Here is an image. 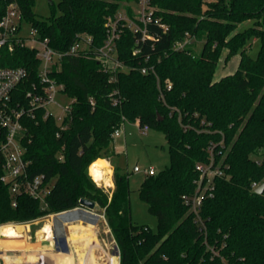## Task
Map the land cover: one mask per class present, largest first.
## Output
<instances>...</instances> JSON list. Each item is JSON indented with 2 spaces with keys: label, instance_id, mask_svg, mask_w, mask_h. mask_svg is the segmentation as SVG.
Returning <instances> with one entry per match:
<instances>
[{
  "label": "trees",
  "instance_id": "16d2710c",
  "mask_svg": "<svg viewBox=\"0 0 264 264\" xmlns=\"http://www.w3.org/2000/svg\"><path fill=\"white\" fill-rule=\"evenodd\" d=\"M10 4L54 51L64 53L78 36L92 45L88 54L63 56L52 72L73 99L61 125L41 112L26 122L28 176L43 175L48 195L43 202L19 195L12 207L0 181V226L70 211L85 198L103 212L119 264H264V190L254 192L264 183V0H150L144 40L120 28L116 57L126 70L115 72L104 70L96 50L109 18L123 12L133 19L134 0H57L45 18L33 12L35 0H0V18ZM252 39L259 41L255 57L246 52ZM221 61H233L232 71L218 74ZM18 66L29 74L21 88L37 82L34 50H0V67ZM123 122L166 141L169 165L138 188L155 232L131 221L127 174L113 165L111 191L88 174L94 161L114 155L112 133ZM197 165L220 174L200 185ZM202 190L195 215L191 202Z\"/></svg>",
  "mask_w": 264,
  "mask_h": 264
},
{
  "label": "built area",
  "instance_id": "2783aa9c",
  "mask_svg": "<svg viewBox=\"0 0 264 264\" xmlns=\"http://www.w3.org/2000/svg\"><path fill=\"white\" fill-rule=\"evenodd\" d=\"M134 5L133 19L121 12L105 23L107 35L102 46L96 50L98 60L105 66L104 70L109 69L112 72L126 70L116 57L115 42L119 37L120 28L127 27L132 31H139L142 34L141 40L145 38L146 24L151 21L153 8L150 6V0H134ZM91 45L90 37L78 36L64 53L54 51L48 46V39H41L37 29L22 21L20 11L15 4L8 5L0 18V50L7 49L12 52L17 47L28 48L35 51V57L39 62L37 82L29 84L25 89L21 86L29 82V74L24 67H0V181L8 187L12 197V207L16 206L17 196L22 194L43 202L52 187L51 183L45 182L43 175L32 178L28 176L27 169L30 162L24 159L25 148L22 144L27 137L26 122L35 120L37 113L41 112L43 120L53 117L61 125L63 117L71 108L73 99L67 98L62 92L63 86L51 77L52 72L54 68L59 69L63 56L88 54ZM183 46L184 42L178 43L176 47L181 49ZM135 53L137 50H134L133 54ZM147 72V68L141 69L142 74ZM113 94H116V91H113ZM57 97H66L69 101L62 106L57 103ZM112 101L116 104L115 99ZM50 107L59 109L60 114L56 115ZM124 124L123 122L113 131V139L121 135ZM60 128L64 127L60 126ZM141 129L145 134L149 127L143 126ZM196 170L200 174V185L201 180H205V186L210 183L213 176L220 174L211 170L210 166L197 165ZM145 174L154 175L155 171L150 167L145 170ZM254 187L257 186L254 184ZM202 195L203 190L197 191L191 202L195 215L201 205ZM78 208L70 210L69 214L76 212ZM88 213L95 215L92 212ZM63 214L64 212L50 216Z\"/></svg>",
  "mask_w": 264,
  "mask_h": 264
},
{
  "label": "crops",
  "instance_id": "0c3cea01",
  "mask_svg": "<svg viewBox=\"0 0 264 264\" xmlns=\"http://www.w3.org/2000/svg\"><path fill=\"white\" fill-rule=\"evenodd\" d=\"M113 152L115 153L114 146ZM110 159H97L93 162L103 163L104 167H108L104 169L110 170L109 179L112 184L110 187H106L103 180H95L90 174V168L95 167L91 166L93 163L88 167V174L97 186L111 191L113 164ZM78 213L82 216H91L84 210ZM46 217H51V220H45L43 217L27 223H7L21 226L23 229L16 238L0 237V264H119L113 238L102 236V233L110 232L105 220L101 222L106 229L100 231L99 220L72 219L71 214L58 218L57 216L52 218L50 215ZM60 218H64V221ZM41 221H45L43 225L30 231L29 226ZM47 226L50 237L44 232Z\"/></svg>",
  "mask_w": 264,
  "mask_h": 264
},
{
  "label": "rangeland",
  "instance_id": "374dc122",
  "mask_svg": "<svg viewBox=\"0 0 264 264\" xmlns=\"http://www.w3.org/2000/svg\"><path fill=\"white\" fill-rule=\"evenodd\" d=\"M50 2L55 5L57 0H35L33 12L39 17H48L51 14ZM132 8L135 9V5H133ZM250 25L251 21H248L241 24L240 28H246ZM201 47L202 43H196L194 46L195 53H199ZM258 50L259 41L257 39H252L246 50L247 54L255 57ZM233 67V61L227 65L223 64L221 61L218 74L232 71ZM56 101L59 105L65 106V103H68L69 100L66 97H57ZM50 110L56 115L60 114L59 109L50 107ZM112 144L115 153L110 157V160L119 172L127 174L129 179L131 221L134 225L146 226L155 232L157 229L156 218L149 213L146 203L140 199L138 188L146 177L145 170L152 167L155 173H158L169 165L165 138L162 133L152 129H149L144 134L137 124L125 122L121 135L115 138ZM106 191H110V189L107 188ZM70 214L72 219L77 220L94 219L101 222L104 218L101 210L94 213L92 212L96 217L94 215L82 216L78 211ZM53 217L55 216H52V218ZM45 220H51V217H45ZM44 222L45 221H41L38 224L29 226L30 231H33V229L39 225H43ZM103 228L106 229L102 222L98 224V230L102 231L104 230ZM102 236H108L109 239H112L110 232L107 234L102 233Z\"/></svg>",
  "mask_w": 264,
  "mask_h": 264
},
{
  "label": "bare ground",
  "instance_id": "6f19581e",
  "mask_svg": "<svg viewBox=\"0 0 264 264\" xmlns=\"http://www.w3.org/2000/svg\"><path fill=\"white\" fill-rule=\"evenodd\" d=\"M104 170V171H101ZM90 174L93 176L95 180H103L106 184V187H110L112 184L109 179L110 170L108 169H99L97 167L90 168ZM91 177V176H90ZM102 185V184H101ZM60 220L64 221V218H60ZM23 227L21 226H12L11 224H6L0 227V237H7V238H16L22 231ZM44 232L48 233V237L51 236L49 232V226L44 228ZM41 251V250H39Z\"/></svg>",
  "mask_w": 264,
  "mask_h": 264
},
{
  "label": "water",
  "instance_id": "95a60500",
  "mask_svg": "<svg viewBox=\"0 0 264 264\" xmlns=\"http://www.w3.org/2000/svg\"><path fill=\"white\" fill-rule=\"evenodd\" d=\"M263 190H264V183H262L258 187H256L254 192L256 194H261L263 192ZM81 210H86L88 212H93V213L100 211L98 205L95 202L88 200V199H85V198L79 200V208L77 209V211H81ZM69 212L70 211L64 212L63 215L69 214ZM59 216H61V215H58L57 218ZM94 216L96 217V215H94ZM115 249H116V252L118 254L117 247H115Z\"/></svg>",
  "mask_w": 264,
  "mask_h": 264
}]
</instances>
